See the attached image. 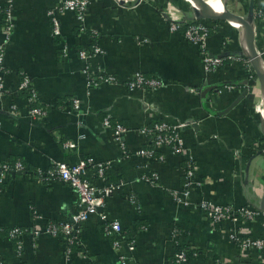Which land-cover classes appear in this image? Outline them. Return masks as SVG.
Returning <instances> with one entry per match:
<instances>
[{"label":"crops","instance_id":"0c3cea01","mask_svg":"<svg viewBox=\"0 0 264 264\" xmlns=\"http://www.w3.org/2000/svg\"><path fill=\"white\" fill-rule=\"evenodd\" d=\"M6 1L0 0V44L5 45L0 164L20 161L28 171L12 175L0 189V226L24 231L20 250L17 241L0 236V263L89 264L83 252L93 264H123L121 254L127 264H170L177 229L180 244L198 252L188 264H264V251L243 250L231 236L264 237L263 213L214 225L199 208L204 200L260 208L264 95L244 62L227 61L208 73L201 46L172 30L169 17L179 23L197 20L192 1L89 0L83 24L72 12L60 13L61 39L52 34L48 12L64 0H13L14 28L8 39L2 15ZM207 1L214 10L221 1V8L251 19L256 50L264 53V0ZM199 21L212 30L205 42L212 57L231 55L250 62L241 30L226 21ZM93 40L102 52L85 62L79 52ZM139 72L159 79L161 87L130 90L127 84ZM98 73L114 80L90 85V76ZM24 78L39 102L51 106L42 120L28 114V94L20 89ZM73 99L81 103L79 114L72 110ZM12 106L17 115L10 113ZM107 116L113 125L128 128L121 140L104 125ZM161 121L187 125L180 131L182 155L165 146L155 148L159 158L139 156L152 144L141 130ZM68 141L77 142L75 151H65ZM87 156L112 162L109 182L121 187L99 210L120 221L126 236L120 252L99 214L84 223L82 245L70 254L62 239L46 230L71 220L77 196L60 181H42L39 172ZM188 159L194 162V187L186 204L176 202L173 193L186 182ZM91 179L102 185L93 173ZM131 241L134 251L129 250Z\"/></svg>","mask_w":264,"mask_h":264},{"label":"built area","instance_id":"2783aa9c","mask_svg":"<svg viewBox=\"0 0 264 264\" xmlns=\"http://www.w3.org/2000/svg\"><path fill=\"white\" fill-rule=\"evenodd\" d=\"M88 5L89 0H64L59 7L50 10L48 12V17L52 22L53 36L60 39L62 37L60 13L72 12L76 17V21L79 24H83ZM12 7L13 0H7L6 5L2 10L3 30L7 39L14 28ZM169 20L170 22L172 21L170 26L174 31H182V28L186 25V29L182 31L186 39L201 46L200 54L206 72L211 73L227 61L239 60L246 64L245 66H247L248 72H250L251 77H253V71L251 69L252 65H250L249 61H246L241 57L231 55L222 58L212 57L206 51L205 42L210 36V29L206 23H203L202 21L200 23H196L197 20L188 23H179L171 17H169ZM79 29L81 33L86 31L83 27H79ZM101 52V48L97 45L96 41L93 40L90 46L85 47L79 52V57L86 62L90 59V57L98 55ZM4 53L5 45L0 44V73H3L4 71ZM63 54H66L65 49L63 50ZM260 56L264 60V53L260 54ZM113 80L114 78L112 76H106L105 74L98 73L95 76H90L89 83L90 85H97L100 82H110ZM127 86L132 91L138 89H155L161 87V81L154 77H147L139 72L128 82ZM20 89L28 94V114L32 118L42 120L47 111L45 107L42 106V103L39 102L37 94L34 92L33 86L28 78L23 79ZM229 89H232V87H229ZM219 93H222V91L220 90ZM71 103L72 110L79 114L81 112L80 101L73 99ZM31 105L34 106L32 107ZM10 113L12 115H17V107L12 106ZM104 125L112 129L117 141L121 140L123 135L128 132V128L121 123L113 125L108 116L104 119ZM1 126L2 122L0 121V127ZM186 126L187 125L185 124L173 126L168 122L161 121L156 122L151 126L144 127L141 130V133L151 140L153 148L142 149L138 152V155L146 158H153L155 157V148H162L165 146L171 147L173 152L177 155H182L183 145L180 138V131ZM64 149L68 153L75 151L77 149V142H66L64 144ZM185 165L186 182L182 190L176 192V194L173 193V198L176 202L185 201L187 204L186 200L189 198L191 189L194 187V162L188 159ZM112 167V162L98 161L93 157L87 156L80 159L76 163L57 162L49 170L39 172L38 177L42 181L47 183L60 181L68 185L77 196L76 212L73 214L71 220L61 224L52 223L48 225L46 229L48 233L59 236L62 239L66 253L70 254L75 248L81 247V235L84 223L87 222L91 216L98 215L99 210L104 208L106 199L113 192L121 188L118 184L109 182V175L112 171ZM27 171V167L20 161L11 162L8 160L3 162L0 164V189L9 177L15 174H23ZM92 173L96 176L100 183H102L101 186L96 185L92 181ZM153 178L156 179L157 176H154ZM199 208L203 212L206 219L214 225L226 222L233 223L237 222L239 219L253 220L258 216V214L262 213L258 207L252 205L238 207L231 204H214L206 200L200 202ZM99 216L105 223V234L113 240L114 248L120 252L126 241V236L120 221L111 220L108 215L104 213L99 214ZM4 231V228L0 226V236ZM6 231V236L11 240L17 241L20 250V240L24 235V231L21 228H12L9 230L7 229ZM231 236L243 250L254 248L264 251V237H253L251 234H241L239 232H232ZM173 237L176 243V253L173 255L176 259V264H188L198 253L194 252L192 253V256L188 255L193 249L186 248L180 244V234L177 229H174ZM134 249L135 244L131 241L129 243V250L134 251ZM82 255L89 264H93L88 254L82 252ZM120 258L123 264H127L128 260L124 255L121 254Z\"/></svg>","mask_w":264,"mask_h":264},{"label":"water","instance_id":"95a60500","mask_svg":"<svg viewBox=\"0 0 264 264\" xmlns=\"http://www.w3.org/2000/svg\"><path fill=\"white\" fill-rule=\"evenodd\" d=\"M191 1L201 8L200 10L195 8L197 20L236 22L242 25L243 29L241 31L246 45L247 56L251 62L255 75L260 83L261 92L264 95V71L260 64L264 62V60L256 50L255 32L251 19H242L239 16L228 11L227 9H224L223 14L220 15L214 9H212V7L210 6L207 0H191ZM252 12H253V8H251V15ZM252 17L253 16H251V18ZM263 119H264V115H263ZM263 133H264V125H263ZM259 209L264 214V196L262 198Z\"/></svg>","mask_w":264,"mask_h":264},{"label":"trees","instance_id":"16d2710c","mask_svg":"<svg viewBox=\"0 0 264 264\" xmlns=\"http://www.w3.org/2000/svg\"><path fill=\"white\" fill-rule=\"evenodd\" d=\"M201 21H199V20H197L196 21V23H200ZM218 24H220V22L219 21H217L216 22V25H218ZM78 29H79V27H78ZM186 29V25L182 28V31H184ZM80 30V29H79ZM211 33H212V30H210V35H211ZM94 36V35H93ZM253 73H254V71H253ZM35 105V104H34ZM34 105H31L32 107L34 106ZM42 106H44L43 104H42ZM57 106H59V104L58 105H56V107ZM45 107V109H46V111H48L50 108H51V106H44ZM153 148V145L152 144H150L149 145V147H148V149H152ZM155 156L156 157H160V155L157 153V152H155ZM5 231L1 234V236H6V234H7V229H4ZM187 248V247H186ZM198 253L197 251H194V250H192V252H190L188 255H190V256H192L193 254L192 253ZM170 264H176V259H175V257L174 256H172L171 258H170Z\"/></svg>","mask_w":264,"mask_h":264},{"label":"bare ground","instance_id":"6f19581e","mask_svg":"<svg viewBox=\"0 0 264 264\" xmlns=\"http://www.w3.org/2000/svg\"><path fill=\"white\" fill-rule=\"evenodd\" d=\"M193 3V6L195 7V8H197V9H201L199 6H197L196 4H194V2H192ZM209 4H210V1H209ZM221 6H222V2L220 1V4H219V6H218V8H216L215 9V11L216 10H218L219 8H221ZM218 14H220V15H222L223 14V12H224V5H223V7L221 8V9H219L218 11H216ZM232 26H234L235 28H238L239 30H242L243 29V27H242V25L241 24H239V23H236V22H229ZM243 48L246 50V45H245V42H243ZM261 64V67H262V69H263V71H264V62H262V63H260ZM263 97V96H262ZM262 99V98H261ZM264 103V102H263ZM263 115H264V105H263V109H262V112H261Z\"/></svg>","mask_w":264,"mask_h":264},{"label":"rangeland","instance_id":"374dc122","mask_svg":"<svg viewBox=\"0 0 264 264\" xmlns=\"http://www.w3.org/2000/svg\"><path fill=\"white\" fill-rule=\"evenodd\" d=\"M257 86H258V88H260V86H259V83L257 82Z\"/></svg>","mask_w":264,"mask_h":264}]
</instances>
